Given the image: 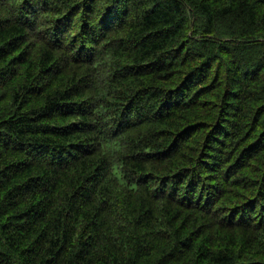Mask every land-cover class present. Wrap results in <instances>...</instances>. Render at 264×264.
<instances>
[{"label":"trees","instance_id":"16d2710c","mask_svg":"<svg viewBox=\"0 0 264 264\" xmlns=\"http://www.w3.org/2000/svg\"><path fill=\"white\" fill-rule=\"evenodd\" d=\"M0 39V264H264V0H0Z\"/></svg>","mask_w":264,"mask_h":264},{"label":"bare ground","instance_id":"6f19581e","mask_svg":"<svg viewBox=\"0 0 264 264\" xmlns=\"http://www.w3.org/2000/svg\"><path fill=\"white\" fill-rule=\"evenodd\" d=\"M10 1H11V0H10ZM197 2H198V1H197ZM201 2H202V1H201ZM14 3H15V1H14ZM191 3H192V2H191ZM199 3H200V2H199ZM204 3H205V2H204ZM183 4H184V3H183ZM210 4H211V3H210ZM200 5H201V4H200ZM200 5H199V6H200ZM208 6H209V5H208ZM193 7H194V6H193ZM197 7H198V6H197ZM220 7H221V6H220ZM214 8H215V7H214ZM20 9H21V8H20ZM183 9H184V8H183ZM203 9H204V8H203ZM205 9H206V8H205ZM216 9H217V8H216ZM15 10H16V8H15ZM9 11H10V10H9ZM19 11H20V10H19ZM16 12H17V11H16ZM184 12H185V11H184ZM196 12H197V11H196ZM202 12H203V11H202ZM232 12H233V11H232ZM236 12H237V11H236ZM17 13H18V12H17ZM20 13H21V12H20ZM204 13H205V11H204ZM204 13H203V14H204ZM21 14H22V13H21ZM25 14H27V13H25ZM25 14H24V15H25ZM184 14H185V13H184ZM214 15H215V13H214ZM205 16H206V15H205ZM208 16H209V15H208ZM208 16H207V17H208ZM231 16H232V15H231ZM191 17H192V16H191ZM196 17H197V16H196ZM25 18H26V17H25ZM25 18H24V19H25ZM26 19H27V18H26ZM204 19H205V18H204ZM208 19H209V18H208ZM259 19H260V18H259ZM14 20H15V19H14ZM25 21H26V20H25ZM29 21H30V20H29ZM22 22H24V21L22 20ZM27 22H28V21H27ZM187 22H188V21H187ZM206 22H207V20H206ZM34 23H35V22H34ZM205 24H206V23H205ZM238 24H239V23H238ZM242 24H243V23H242ZM27 25H28V23H27ZM188 25H189V22H188ZM232 25H233V24H232ZM205 26H206V25H205ZM205 26H204V27H205ZM211 26H212V25H211ZM235 26H237V25H235ZM32 27H33V25H32ZM51 29H52V28H51ZM234 29H235V28H234ZM34 30H35V29H34ZM45 30H46V28H45ZM212 30H214V29H212ZM236 30H237V29H236ZM48 31H49V29H48ZM252 31H253V30H252ZM255 31H256V30H255ZM29 32H30V31H29ZM44 32H45V31H43V33H44ZM218 32H219V31H218ZM221 32H222V29H221ZM221 32H219V33H221ZM228 32H229V31H228ZM232 32H233V31H232ZM30 33H32V32H30ZM203 33H204V32H203ZM205 33H206V32H205ZM213 33H214V32H213ZM213 33H212V34H213ZM46 34H47V33H45L44 36H46ZM48 34H49V33H48ZM238 34H239V33H238ZM243 34H244V33H243ZM259 34H260V33H259ZM53 35H54V34H53ZM218 35H219V34H218ZM221 35H222V34H221ZM228 35H229V33H228ZM6 36H7V35H6ZM51 36H52V35H51ZM51 36H50V37H51ZM207 36H208V35H207ZM224 36H225V34H224ZM231 36H232V35H231ZM241 36H242V35H241ZM46 37H48V35H47ZM53 37H54V36H53ZM205 37H206V36H205ZM236 37H237V36H236ZM244 38H245V37H244ZM0 40H1V39H0ZM5 40H6V39H4V41H5ZM35 40H36V38H35ZM37 40H39V39H37ZM37 40H36V41H37ZM44 40H46V39H44ZM51 40H52V39H51ZM66 40H67V39H66ZM69 40H70V38H69ZM69 40H68V41H69ZM229 40H230V39H229ZM64 41H65V40H64ZM70 42H71V41H70ZM70 42H69V43H70ZM209 42H210V41H209ZM237 42H238V41H237ZM258 42H259V41H258ZM207 43H208V41H207ZM212 44H213V42H212ZM220 44H221V43H220ZM242 44H243V43H242ZM69 45H70V44H69ZM215 45H216V44H215ZM217 45H218V44H217ZM67 46H68V45H67ZM64 47H65V46H64ZM257 47H258V46H257ZM52 49H53V48H52ZM70 49H71V48H70ZM37 50H38V49H37ZM37 50H36V51H37ZM41 50H42V49H41ZM50 50H51V49H50ZM63 50H64V49H63ZM63 50H62V51H63ZM262 50H263V49H262ZM51 51L53 52L54 50H51ZM37 52H38V51H37ZM40 52H41V51H40ZM55 52H56V51H55ZM111 52H112V51H111ZM59 53H60V52H59ZM112 53H113V52H112ZM60 54H61V53H60ZM69 54H70V53H69ZM109 54H110V53H109ZM42 55H43V54H42ZM57 55H58V54H57ZM53 56H54V55H53ZM55 56H56V55H55ZM61 56H62V55H61ZM49 57H50V56H49ZM32 58H33V57H32ZM34 58H35V57H34ZM40 58H41V57H40ZM30 59H31V58H30ZM35 59L38 60L39 58H37V56H36ZM86 59H87V58H86ZM112 59H113V58H112ZM89 60H90V59H89ZM257 60H258V59H257ZM35 61H36V60H35ZM38 61H39V60H38ZM91 61H93V59H92ZM36 62H37V61H36ZM37 63H38V62H37ZM102 64H103V63H102ZM261 64H262V63H261ZM263 64H264V63H263ZM112 65H113V64H112ZM104 66H105V65H104ZM92 67H93V66H92ZM101 67H102V66H101ZM101 67H100V68H101ZM251 67H252V66H251ZM251 67H250V68H251ZM257 67H258V66H257ZM100 68H99V69H100ZM104 68H105V67H104ZM106 68H107V67H106ZM113 69H114V68H113ZM94 71H95V70H94ZM99 71H100V70H99ZM122 71H123V70H122ZM91 72H92V71H91ZM133 72H134V71H133ZM92 73H93V72H92ZM100 73H101V72H100ZM126 73H127V72H126ZM126 73H125V74H126ZM135 73H137V72H135ZM106 74H107V73H106ZM137 74H138V73H137ZM89 75H90V74H89ZM126 75H127V74H126ZM129 75H131V73H130ZM135 75H136V74H135ZM135 75H134V76H135ZM244 75H245V74H244ZM122 76H123V75H122ZM125 77H126V76H125ZM121 78H122V77H121ZM123 78H124V77H123ZM131 78H132V77H131ZM93 79H94V78H93ZM96 79H97V78H96ZM127 79H129V77H128ZM127 79H126V80H127ZM61 81H63V80H61ZM92 81H93V80H92ZM129 81H130V80H129ZM136 81H137V80H136ZM33 82H34V81H33ZM59 82H60V81H59ZM59 82H58V83H59ZM127 82H128V81H127ZM132 82H133V81H132ZM134 82H135V81H134ZM54 83H55V82H54ZM64 83H65V82H64ZM90 83H91V82H90ZM96 83H97V82H96ZM261 83H262V82H261ZM31 84H32V83H31ZM131 84H132V83H131ZM133 84H134V83H133ZM135 84H136V83H135ZM235 84H236V83H235ZM64 85H65V84H64ZM62 86H63V85H62ZM27 87H28V86H27ZM56 87H57V86H55V88H56ZM55 88H54V90H56ZM64 88H65V87H64ZM132 88H133V87H132ZM57 89H60V88L58 87ZM70 89H71V88H70ZM60 91H62V89H60ZM63 91H64V90H63ZM134 91H135V90H134ZM58 92H59V91H58ZM132 92H133V91H132ZM132 95H133V93H132ZM134 96H135V95H134ZM134 96H133V98H134ZM130 98H131V97H130ZM100 103H103V102H100ZM233 106H234V105H233ZM7 107H9V106L7 105ZM258 112H259V111H258ZM262 115H263V113H262ZM147 116H150V115L148 114ZM256 117H257V116H256ZM219 122H220V121H219ZM250 122H252V121H250ZM53 124H54V123H53ZM263 124H264V123H263ZM249 125H250V124H249ZM47 126H48V125H47ZM50 126H51V125H50ZM83 128H84V127H83ZM76 129H77V128H76ZM76 129H75V130H76ZM249 129H250V128H249ZM260 129H261V128H260ZM1 130H2V129H1ZM96 130H97V129H96ZM256 130H257V129H256ZM6 131H7V129H6ZM81 131H82V130H81ZM81 131H80V132H81ZM46 132H47V131H46ZM49 132H50V131H49ZM49 132H48V133H49ZM51 132H52V131H51ZM65 132H66V131H65ZM97 132H98V131H97ZM248 132H249V131H248ZM253 132H254V131H253ZM0 133H1V132H0ZM3 133H5V131H4ZM12 133H14V132H12ZM22 133H23V132H22ZM22 133H21V134H22ZM55 133H56V132H55ZM100 133H101V132H100ZM5 134H6V133H5ZM45 134H46V133H45ZM71 134H72V133H71ZM91 134H92V133H91ZM58 135H59V133H58ZM251 135H253V134H251ZM0 136H1V135H0ZM7 136H8V135H7ZM50 136H51V135H50ZM67 136H68V135H66V137H67ZM83 136H84V135H83ZM256 136H257V135H256ZM21 137L23 138V136H21ZM24 137H25V136H24ZM48 137H49V136H48ZM74 137H76V136H74ZM103 137H104V136H103ZM229 137H230V136H229ZM253 137H254V136H253ZM68 138H69V137H68ZM72 138H73V137H72ZM9 139H10V138H9ZM23 139H24V138H23ZM97 139H98V138H97ZM20 140H21V139H20ZM32 140H33V139H32ZM38 140H39V139H38ZM63 140H64V139H63ZM74 140H75V138H74ZM74 140H73V141H74ZM15 141H16V140H15ZM50 141H52V140H50ZM76 141H78V139H76ZM81 141H82V139H81ZM89 141H90V140H89ZM10 142H11V141H10ZM48 142H49V141H48ZM54 142H55V141H54ZM58 142H60V141H58ZM64 142H65V141H64ZM71 142H72V141H71ZM42 143H43V142H42ZM55 143H56V142H55ZM11 144H12V143H11ZM11 144H10V145H11ZM21 144H22V143H21ZM73 144H74V143H73ZM77 144H78V143H77ZM93 144H94V142H93ZM10 145H9V146H10ZM62 145H63V144H62ZM62 145H61V146H62ZM64 145H65V144H64ZM75 145H76V144H75ZM80 145H81V144H80ZM87 145H88V144H87ZM94 145H95V144H94ZM12 146H13V145H12ZM18 146H19V145H18ZM76 146H77V145H76ZM89 146H90V145H89ZM43 147H44V146H43ZM52 147H53V146H52ZM91 147H92V146H91ZM54 148H55V147H54ZM76 148H77V147H76ZM82 148H83V147H82ZM84 148H85V147H84ZM28 149H29V148H28ZM46 149H47V148H46ZM52 149H53V148H52ZM92 150H93V149H92ZM32 151H33V150H32ZM49 151H51V150H49ZM74 151H75V150H74ZM90 151H91V150H90ZM93 151H94V150H93ZM33 152H34V151H33ZM33 152H32V153H33ZM44 152H45V151H44ZM84 152H85V150H84ZM39 153H41V152H39ZM39 153L37 152V154H39ZM47 153H48V152H47ZM55 153H56V152H55ZM75 153H76V152H75ZM78 153H79V150H78ZM48 154H49V153H48ZM73 154H74V152H73ZM34 155H35V154H34ZM57 155H58V154H57ZM77 155H78V154H77ZM77 155L75 154V156H77ZM38 156H39V155H38ZM38 156H37V157H38ZM86 156H87V155H86ZM263 156H264V155H263ZM44 157H45V155H44ZM44 157H43V158H44ZM50 157H51V156H50ZM260 158H261V157H260ZM260 158H259V159H260ZM262 158H263V157H262ZM47 159H48V158H47ZM60 159H61V158H60ZM53 160H54V159H53ZM76 160H77V159H76ZM50 161H51V160H50ZM261 161H264V160L261 159ZM91 162H92V160H91ZM91 162H90L89 164H91ZM77 163H78V162H77ZM62 164H64V163H62ZM69 167H70V166H69ZM71 167H72V166H71ZM75 168H76V167H75ZM66 169H68V166H67ZM72 169H73V168H72ZM78 170H79V169H78ZM241 170H242V168L240 169V171H241ZM67 171H68V170H67ZM80 171H81V170H80ZM82 171H83V170H82ZM74 172H75V171H74ZM76 172H77V170H76ZM238 172H239V171H238ZM72 173H73V172H72ZM79 173H80V172H79ZM239 173H240V172H239ZM67 174H68V173H67ZM73 174H74V173H73ZM237 174H238V173H237ZM70 175H71V174H70ZM80 175H81V174H80ZM239 175H240V174H239ZM239 175H238V176H239ZM67 176L69 177V175H67ZM70 177H72V176H70ZM76 177H77V175H76ZM241 177H242V175H241ZM241 177H240V178H241ZM243 177H244V176H243ZM243 177H242V178H243ZM70 179H71V178H69V180H70ZM74 180H76V179H74ZM67 181H68V180H67ZM118 219H119V218H118ZM247 219H248V218H247ZM97 223H98V222H97ZM114 223H115V222H114ZM113 228H114V227H113ZM118 231H119V230H118ZM101 235H102V234H101ZM103 237H104V236H103ZM109 237H110V236H109ZM103 241H104V240H103ZM101 242H102V241H101ZM105 242H106V241H105ZM102 243H104V242H102ZM100 246H101V245H100ZM100 246H99V247H100ZM104 251H105V250H104ZM108 253H109V252H108Z\"/></svg>","mask_w":264,"mask_h":264}]
</instances>
